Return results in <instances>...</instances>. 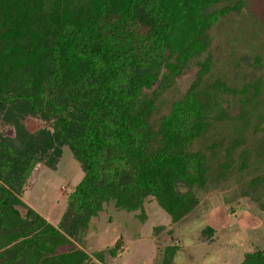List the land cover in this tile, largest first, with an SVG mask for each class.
<instances>
[{
    "label": "trees",
    "instance_id": "obj_1",
    "mask_svg": "<svg viewBox=\"0 0 264 264\" xmlns=\"http://www.w3.org/2000/svg\"><path fill=\"white\" fill-rule=\"evenodd\" d=\"M229 1L0 0V126L9 130L0 133V264H103L104 252L119 254L120 237L92 257L74 242L108 204L141 213L153 201L170 223L195 208L208 158L190 146L209 119L231 118L214 108L215 93L199 91L210 57L195 63L192 82L156 129L148 118L159 95L207 51L209 30L242 8L241 0L221 5ZM260 87L258 79L239 89L210 85L242 96L245 107ZM28 118L45 126L28 131ZM62 148L82 176L53 227L20 197L33 168L53 171ZM247 158L242 151V168ZM212 233L200 231L206 240ZM173 241L161 264L172 263ZM238 264H264V249Z\"/></svg>",
    "mask_w": 264,
    "mask_h": 264
},
{
    "label": "rangeland",
    "instance_id": "obj_2",
    "mask_svg": "<svg viewBox=\"0 0 264 264\" xmlns=\"http://www.w3.org/2000/svg\"><path fill=\"white\" fill-rule=\"evenodd\" d=\"M241 1L238 13H230L209 30L207 51L194 57L186 72L159 95L148 118L150 128L156 129L170 104L192 82L195 63L209 56L210 70L199 91L215 93L214 108L226 110L231 118L209 119L190 146V151L203 152L208 158L207 181L201 189L195 188L197 205L180 221L170 223L153 201L141 213L116 210L110 203L74 242L87 256L110 248L119 237V254L110 258L104 252L103 264H161L163 248L173 239L178 248L171 264H238L244 253L264 249V0ZM251 79H258L261 87L247 107L240 102L242 96L210 88L219 80L227 88L239 89ZM24 125L28 131L45 126L29 118ZM0 133L8 135L9 130L0 126ZM242 151L248 154L243 168ZM81 176L69 151L62 148L53 171L40 165L33 168L20 201L56 227L66 196ZM205 226L212 229L210 240L200 234Z\"/></svg>",
    "mask_w": 264,
    "mask_h": 264
},
{
    "label": "crops",
    "instance_id": "obj_3",
    "mask_svg": "<svg viewBox=\"0 0 264 264\" xmlns=\"http://www.w3.org/2000/svg\"><path fill=\"white\" fill-rule=\"evenodd\" d=\"M116 258V257H115Z\"/></svg>",
    "mask_w": 264,
    "mask_h": 264
}]
</instances>
